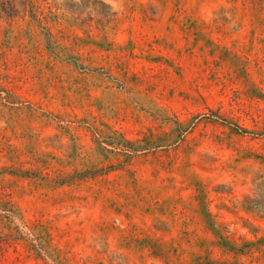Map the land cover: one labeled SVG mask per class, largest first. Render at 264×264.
Returning a JSON list of instances; mask_svg holds the SVG:
<instances>
[{
  "label": "rangeland",
  "instance_id": "374dc122",
  "mask_svg": "<svg viewBox=\"0 0 264 264\" xmlns=\"http://www.w3.org/2000/svg\"><path fill=\"white\" fill-rule=\"evenodd\" d=\"M0 4V264H264V0Z\"/></svg>",
  "mask_w": 264,
  "mask_h": 264
},
{
  "label": "trees",
  "instance_id": "16d2710c",
  "mask_svg": "<svg viewBox=\"0 0 264 264\" xmlns=\"http://www.w3.org/2000/svg\"><path fill=\"white\" fill-rule=\"evenodd\" d=\"M16 10L14 7L10 8L5 4H0V18H2L3 16L11 17L17 13Z\"/></svg>",
  "mask_w": 264,
  "mask_h": 264
}]
</instances>
